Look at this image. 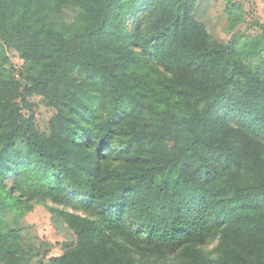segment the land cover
<instances>
[{"label": "trees", "instance_id": "1", "mask_svg": "<svg viewBox=\"0 0 264 264\" xmlns=\"http://www.w3.org/2000/svg\"><path fill=\"white\" fill-rule=\"evenodd\" d=\"M76 1L65 26L37 0H0V45L26 75L5 54L0 257L31 260L3 210L20 197L63 204L69 189L92 217L54 211L75 240L48 264H264V74L243 61L262 49L212 43L201 0ZM34 96L54 111L50 135L23 113ZM14 173L20 197L4 188ZM214 240L217 259L204 250ZM141 247L145 259L133 256Z\"/></svg>", "mask_w": 264, "mask_h": 264}, {"label": "rangeland", "instance_id": "2", "mask_svg": "<svg viewBox=\"0 0 264 264\" xmlns=\"http://www.w3.org/2000/svg\"><path fill=\"white\" fill-rule=\"evenodd\" d=\"M76 7H78L76 0H37L36 11L39 15H47L57 24L66 26L72 23L73 18L77 15L78 8ZM148 13V15L152 14ZM194 13L210 29L212 43L227 45L234 42L236 45L238 44V49L243 51H241L242 54L246 53V49L250 51L258 49V47L262 49L257 54L246 56L243 61L251 70L264 74V0H201L194 6ZM135 20L136 16L134 20L129 21L128 29L133 28ZM256 46L258 47L256 48ZM5 54L9 60L7 68L13 72L19 82L25 84V62L14 51ZM5 54L0 45L1 63ZM152 72V76L157 80L168 76L165 75L166 72L162 67L155 66ZM30 103L32 105L31 112L29 108H24L23 113L26 116L34 117L39 132L50 135V120L54 111L39 96H34ZM257 141L259 147L264 149V139L259 138ZM17 180L16 173L9 174L3 184L4 188L11 190L15 197H20L21 192L18 188H14ZM32 183L35 181L29 179L24 180L22 185L26 188L25 190H28ZM66 195L63 204L55 203L53 200L39 201L38 197L27 202L26 198L20 197L18 206L2 211V216L7 224L2 228L6 227V230L8 227H12L19 231L22 247L29 250L30 264H48L51 259L63 255L75 240L72 230L56 216L54 211H64L80 217H92L82 203V196L69 189H67ZM131 228V233L136 234V225L133 220L127 226V229ZM214 241L208 243L204 250L210 254V258L217 259V253L213 252V249L217 247V240ZM142 248L136 249L133 254L137 259H145V251L140 250ZM151 259L152 264H177L173 255L164 259H157L151 255ZM0 264H7V262L0 257Z\"/></svg>", "mask_w": 264, "mask_h": 264}]
</instances>
